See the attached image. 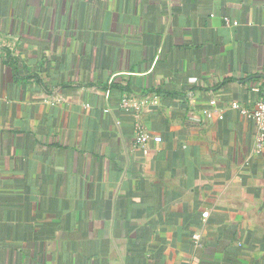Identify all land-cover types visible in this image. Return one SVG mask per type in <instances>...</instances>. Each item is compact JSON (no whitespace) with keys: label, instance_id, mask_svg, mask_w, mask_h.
Instances as JSON below:
<instances>
[{"label":"crops","instance_id":"crops-1","mask_svg":"<svg viewBox=\"0 0 264 264\" xmlns=\"http://www.w3.org/2000/svg\"><path fill=\"white\" fill-rule=\"evenodd\" d=\"M263 97L264 0H0V264H264Z\"/></svg>","mask_w":264,"mask_h":264},{"label":"built area","instance_id":"built-area-1","mask_svg":"<svg viewBox=\"0 0 264 264\" xmlns=\"http://www.w3.org/2000/svg\"><path fill=\"white\" fill-rule=\"evenodd\" d=\"M226 21H228L226 19ZM252 90H257L256 87H252ZM160 102V97L151 93L148 95H142L136 97L133 94L123 93L121 97V107L123 110L130 112L133 115V138L135 145L146 151V147L150 142H160L161 137L151 134L144 126L141 115L144 109L149 106H157ZM211 105L215 104V100L209 102ZM229 106L231 108L238 109L242 114L251 117L257 126V140L260 144H264V97L258 99L252 109L242 106L237 101H230ZM204 114L207 118L212 116L210 109H205ZM221 117V114L219 115Z\"/></svg>","mask_w":264,"mask_h":264},{"label":"trees","instance_id":"trees-1","mask_svg":"<svg viewBox=\"0 0 264 264\" xmlns=\"http://www.w3.org/2000/svg\"><path fill=\"white\" fill-rule=\"evenodd\" d=\"M120 89H121V92H125V91H127L125 88H123V87H119ZM153 91H151V92H148V93H142V95H148V94H151ZM153 93H155V94H157L159 97H160V95L158 94V91H154Z\"/></svg>","mask_w":264,"mask_h":264}]
</instances>
